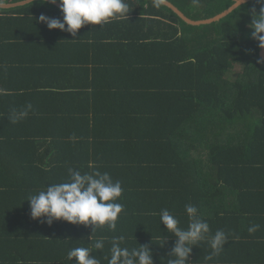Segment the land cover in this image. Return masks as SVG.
Returning a JSON list of instances; mask_svg holds the SVG:
<instances>
[{
	"label": "trees",
	"instance_id": "trees-1",
	"mask_svg": "<svg viewBox=\"0 0 264 264\" xmlns=\"http://www.w3.org/2000/svg\"><path fill=\"white\" fill-rule=\"evenodd\" d=\"M169 1L196 21L234 5ZM126 2L127 16L86 24L76 37L39 22L63 19L49 2L0 8V264H76L69 250L92 247L94 226L33 219L26 200L68 182L70 168L107 172L123 188L117 229L98 227L92 238H105L92 249L101 264L119 236L167 264L176 237L160 214L187 229L186 204L209 238L222 229L229 240L221 258L200 242L188 264H264V63L249 27L264 0L201 26L158 0ZM28 104V116L10 122ZM246 240L258 243L251 256Z\"/></svg>",
	"mask_w": 264,
	"mask_h": 264
},
{
	"label": "clouds",
	"instance_id": "clouds-1",
	"mask_svg": "<svg viewBox=\"0 0 264 264\" xmlns=\"http://www.w3.org/2000/svg\"><path fill=\"white\" fill-rule=\"evenodd\" d=\"M43 3H57V0H42ZM242 0H234V8L240 9ZM63 19L50 18L45 15L39 17V22L45 23L50 30L59 29L69 32L76 37L78 31L86 24L104 25L111 19L127 16L129 4L126 0H59ZM251 38L258 41V47L264 49V7L258 13L253 12ZM75 40V39H74ZM264 63V60L260 61ZM32 105L26 108L13 110L9 117L10 122L16 123L28 116ZM68 182L52 183L46 190L30 195L26 200L30 202L33 219L46 218L51 225L54 221L63 220L74 225L94 226L90 237L92 247H73L68 252V259L73 258L76 264H101L100 260L92 255V249L103 250L105 238L93 240L98 227H107L115 231L124 205L117 202L122 196L123 188L120 181H113L107 172L99 171L94 174L81 173L79 170L69 169ZM189 217L187 229L179 226L180 221L163 209L160 214L161 224L166 226L167 232L176 237L175 245L170 253L167 264H188L193 247L208 240L213 255H219L228 242V234L224 230H217L210 234L209 224L198 215V209L192 204L185 205ZM260 225L248 228L254 234ZM125 237H113L110 241V256L105 257L107 264H154L153 253L148 246L129 248L122 246ZM165 243V242H164ZM211 259V256L208 257Z\"/></svg>",
	"mask_w": 264,
	"mask_h": 264
},
{
	"label": "water",
	"instance_id": "water-1",
	"mask_svg": "<svg viewBox=\"0 0 264 264\" xmlns=\"http://www.w3.org/2000/svg\"><path fill=\"white\" fill-rule=\"evenodd\" d=\"M35 1H42V0H26V1L18 2V3H0V8L13 9V8L22 7V6L31 4V3L35 2ZM158 1L162 5H165V6L169 7L171 10H173L183 21H185L188 25H191V26L208 25V24H212L214 22H218V21L222 20L223 18L229 16L232 12H234L236 10V9H233L234 5H232L229 9H227L223 13H221V14L213 17V18H210V19H207V20L196 21V20H192L191 18L186 16L185 13H183L178 7H176L169 0H158ZM252 1H254V0H242L241 6H243L245 4H248V3L252 2ZM49 3H51V2H49ZM51 4H53V3H51ZM53 5H55L56 7H58L60 9L59 1H57V3L53 4ZM260 57L264 60V49H261Z\"/></svg>",
	"mask_w": 264,
	"mask_h": 264
},
{
	"label": "crops",
	"instance_id": "crops-1",
	"mask_svg": "<svg viewBox=\"0 0 264 264\" xmlns=\"http://www.w3.org/2000/svg\"><path fill=\"white\" fill-rule=\"evenodd\" d=\"M234 199H236V198H234ZM263 207H261V209H262ZM234 224L235 225H237V223L236 222H234ZM232 229L233 230H236L235 229V227L233 226L232 227ZM228 242H229V240H228ZM227 242V243H228ZM240 244H243V243H245L244 245H245V250H244V252L248 255V256H251L253 253H256L257 251H254V248H258V243L257 242H254V241H251V240H246V241H241V242H239ZM235 249V248H234ZM261 253V252H260ZM220 258H221V254H219L218 255ZM223 258H231V257H233V256H230V255H227V254H225V255H223L222 256ZM234 258H236V257H234ZM252 262V261H251ZM225 264H228V263H225Z\"/></svg>",
	"mask_w": 264,
	"mask_h": 264
},
{
	"label": "rangeland",
	"instance_id": "rangeland-1",
	"mask_svg": "<svg viewBox=\"0 0 264 264\" xmlns=\"http://www.w3.org/2000/svg\"><path fill=\"white\" fill-rule=\"evenodd\" d=\"M226 11V10H225ZM223 13V12H222ZM221 14V13H220ZM219 15V14H218ZM217 16V15H216ZM193 20V19H192ZM242 68H243V66H242V64L240 65V64H238V65H236L235 67H234V69H233V72L229 75V77H231V78H233V79H235L236 78V73H239L240 71H242Z\"/></svg>",
	"mask_w": 264,
	"mask_h": 264
}]
</instances>
